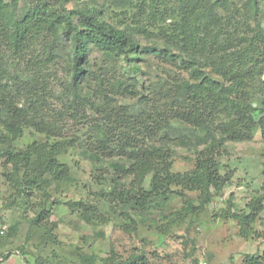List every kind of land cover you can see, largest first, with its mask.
<instances>
[{
	"label": "rangeland",
	"instance_id": "374dc122",
	"mask_svg": "<svg viewBox=\"0 0 264 264\" xmlns=\"http://www.w3.org/2000/svg\"><path fill=\"white\" fill-rule=\"evenodd\" d=\"M81 11L138 46L89 43L75 79ZM154 175L171 181L138 200ZM11 254L264 264V0H0V262Z\"/></svg>",
	"mask_w": 264,
	"mask_h": 264
},
{
	"label": "trees",
	"instance_id": "16d2710c",
	"mask_svg": "<svg viewBox=\"0 0 264 264\" xmlns=\"http://www.w3.org/2000/svg\"><path fill=\"white\" fill-rule=\"evenodd\" d=\"M79 22L82 23V28L78 31V35L74 37V63L72 68L73 78L77 79L79 76L84 75V68L82 66L83 57L87 51V46L89 43H95L96 45L112 50H119L126 52L128 49H136L138 44L135 42H130L129 36L124 29L116 28L108 23H101L98 25L94 21L92 15L88 12H78ZM192 87V86H191ZM190 86L188 85L187 90L183 91V96L181 98V109H183V114L192 119L197 111L198 100H192L193 97L190 96ZM202 104V102H201ZM196 111V112H195ZM8 130L9 134L7 136L10 138H17L21 135L22 129L20 125L9 123ZM13 134V136H10ZM34 146H30L26 152H17L12 154L11 152H4L3 155L7 156L10 162L21 161L23 159H28L30 154L33 152ZM54 168H59L60 165L53 162L51 165ZM173 179V177H172ZM171 181L168 177H162L154 175L152 179V188L150 190L140 189V193L136 194L137 199H147L153 195L161 194L164 192L166 184ZM208 189V186H206ZM43 211V210H42ZM42 211L37 213L36 221L41 224H46L44 222L45 215ZM257 262H252L255 264Z\"/></svg>",
	"mask_w": 264,
	"mask_h": 264
},
{
	"label": "crops",
	"instance_id": "0c3cea01",
	"mask_svg": "<svg viewBox=\"0 0 264 264\" xmlns=\"http://www.w3.org/2000/svg\"><path fill=\"white\" fill-rule=\"evenodd\" d=\"M0 264H27L19 255L11 254L6 260Z\"/></svg>",
	"mask_w": 264,
	"mask_h": 264
}]
</instances>
